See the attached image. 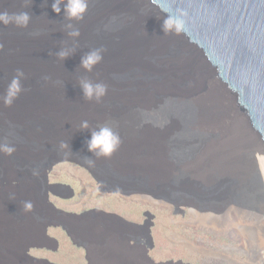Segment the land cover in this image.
Segmentation results:
<instances>
[{
	"label": "water",
	"instance_id": "95a60500",
	"mask_svg": "<svg viewBox=\"0 0 264 264\" xmlns=\"http://www.w3.org/2000/svg\"><path fill=\"white\" fill-rule=\"evenodd\" d=\"M53 3L0 0V11H26L31 17L27 28L0 25V95L17 69L25 73V90L20 97L11 107L0 103V140L16 148L12 156L0 154V182L8 175L22 174L26 182L15 189V197L7 204L1 203L6 204L7 222L0 226V235L12 226L15 238H0V258L14 255L12 250L23 239L43 238L56 243L46 234L52 216L44 218L39 211V207H46L72 244L85 250L87 261L139 264L137 259H141L150 263L147 253L153 244L149 212L144 214L147 220L142 226L114 215L98 219L84 213L75 218L49 201L50 196H57L61 185H50L48 175L56 164L72 162L90 174L101 193L145 196L175 208H189L186 200L193 199L184 195L192 191L182 186L186 182L182 165L195 158L207 136L192 129L200 109L191 101L185 85L177 82L174 72L178 66L172 68L181 58L185 60L186 51L180 46L195 50L216 80L235 97L249 127L264 143V0H143L142 4L134 0H90L84 19L73 22L80 32L76 39L68 34L64 5L57 15ZM167 15L173 17L179 34L163 32ZM144 21H153L161 28L154 38L150 37L147 48L139 34L146 26ZM167 43L171 47L162 53ZM95 48L105 50L103 60L87 72L81 59ZM61 50L69 51L63 60L58 57ZM83 77L108 86L107 95L99 103L84 99L80 84ZM175 93L183 98H176ZM39 104L55 117V122L45 123L51 128L52 139L44 146L38 142L44 138L35 122ZM59 108L61 117L56 114ZM90 113L103 118H91ZM14 114L16 123L11 119ZM65 120L67 124H63ZM85 120L88 129L80 127ZM104 124L112 126L121 138L119 148L108 159L95 157L87 147L92 131ZM55 128L57 140L52 132ZM61 142L68 148L61 149ZM151 144L156 153L154 161L147 154ZM41 153L49 158H41ZM163 168L172 173L163 175ZM33 170L39 174L34 176ZM67 189L70 198L73 190L69 186ZM29 200L34 208L25 212L23 204ZM62 215L69 219L63 220ZM29 222L35 227L23 230L22 225ZM136 228L140 230L137 235ZM140 238L146 244L143 253L136 246H128L129 240L136 243ZM133 250L132 257L129 253ZM28 251L27 247L23 249L27 257Z\"/></svg>",
	"mask_w": 264,
	"mask_h": 264
},
{
	"label": "rangeland",
	"instance_id": "374dc122",
	"mask_svg": "<svg viewBox=\"0 0 264 264\" xmlns=\"http://www.w3.org/2000/svg\"><path fill=\"white\" fill-rule=\"evenodd\" d=\"M134 1L139 4L141 2L140 0ZM144 23L146 22L144 21ZM158 29L161 28L158 27L156 23L151 21L146 23V26L140 30V41L146 48L148 47L150 37L154 38L155 34L158 33ZM170 47L171 44H165L161 49L162 53L166 52ZM188 51L191 52L192 50L188 49L186 51L185 60L181 58L179 60L180 62H177V64L172 69L178 66V69L176 72H174L177 82L181 85H185V88L189 90L188 96L191 98V100H194L193 102L195 103L201 102L204 106L200 107L202 109L205 108L206 110H204L206 113L216 120L214 122H212L213 120H210L211 122L209 121L204 125L202 124L204 131L210 133L209 140H214L216 141L215 143L223 141L219 133H215L214 131L210 130L217 123H223L220 122L221 119L226 120L228 118L232 122H234L232 120L233 118L243 121L247 130L252 132L251 134L253 137L256 136V134L248 127L249 124L246 120L244 112L236 104L235 97L229 94L226 89L215 90L210 88L211 82H209L207 79L208 77H211L209 75V71L206 70V66L203 64L205 67L203 65L202 66L206 71L205 75L203 68L194 62L196 61L195 57H193L194 55H191ZM210 72L215 78L212 71ZM213 80L216 81V78L211 79L212 82H214ZM178 96L179 98H183L179 94ZM92 102L96 103L95 101ZM61 109L59 108L56 111V114L59 116L61 114ZM35 116V122L39 128L38 132L40 133V136L44 138L38 142H40V145L44 146V143L52 139V134L50 132L51 128H48L45 123L52 122L53 120L55 122V117L54 114H47L40 104L38 105ZM11 119L15 121V123L18 121L16 114L11 115ZM63 124H67V120L63 121ZM52 132L55 133V140H57V136L59 134L56 128L55 130H52ZM243 142L247 143L250 141L247 139ZM151 147L154 146L151 144L149 148ZM69 150L71 151L73 149L70 148ZM147 154L151 159H154V155L156 153H154V155H150L149 153ZM44 156L47 159L49 158L47 154L45 155L44 153H41L40 157L43 158ZM164 169L168 170L165 173L166 175H168V173H172L171 171L169 172V168H163L162 170ZM18 177V175H8L0 182V195L2 194V198H0V226H3L7 222L5 208L6 204L8 203V199L15 197V189L17 188L19 190L21 188L19 186L25 182L24 174L20 176L21 178L19 177L18 179ZM49 177L53 183L57 182V184L61 185V187L56 191L57 196H51L53 197L51 198V203H53L55 207H57L63 213L71 214L75 218L76 216L84 213H88L89 215L92 213V215L98 219L103 218V216H108V218H111V216L114 215L124 219L129 223L142 226L145 220H147V217L144 214L149 212L152 215L150 233L152 237L153 248L147 253V256L150 258V263L141 259H137L139 264H230L227 256H232L235 260L247 259V261H252L247 264H262L264 261V256L262 260H259L258 257V254H261V251L254 250V248L251 247L252 249L250 248L248 255L246 250L241 247L240 242L234 239L231 234L213 231L208 227L195 225L193 223V217H195V213L192 211V209L181 205L175 208L173 205L167 204L166 202L159 203L156 201H148L137 195L122 197L113 193L108 194L99 192L97 189V184L90 174L85 169L72 162H60L56 164L49 173ZM190 177L191 175H187L185 176V179L190 181ZM251 179V183L252 185L255 184L256 190L253 188V193L250 195V197L252 200L254 199L257 201V199L261 196L259 189L260 184L258 182L259 180L256 175H253ZM68 186L73 190V196L70 198L67 197L69 195V189H67ZM230 191H232L234 194ZM230 191L228 194L231 193L229 196L231 198L238 200V198L241 199L243 197V194L242 197H240V191L238 192L235 189ZM216 194V192L201 193L192 191L185 192L184 196L193 199L198 203L199 206H201L200 208L203 209L205 205H208V203H216L219 195H223L224 192H220L217 195ZM3 201H5L6 204L4 202V204L1 205ZM39 211L42 212L44 218L52 216L50 218V222L55 226L52 224L51 226L48 225L46 234L47 236L54 238L56 243L51 240H44L43 238L39 241H25V239H23L21 240L22 244H20L19 241L16 244V247L12 250L14 255H10L8 258H0V264H93L91 258L89 261L85 259L86 253L83 248H77L72 244L71 238L66 235L65 231L62 230L61 225L57 222V217L54 219V213H51L46 207H39ZM246 212L249 216L256 215L264 220V213L258 212L252 206H247ZM203 213L204 212L199 214ZM249 216L246 220H250ZM62 218L63 220L69 219L63 215ZM4 219L6 221H4ZM31 223L32 222L22 225V229L24 230L34 228L35 225ZM11 228L12 226L2 230L0 238L5 237L14 239L15 232L12 233L10 231ZM139 231L140 230L138 228L134 229V234H139ZM16 238H18V234ZM55 244H57L56 249ZM34 245H40L42 248H35ZM25 247L29 249L27 255L30 258L24 255L23 249ZM53 248L55 250H52ZM203 250H208L214 255H205ZM255 251L258 253L256 254ZM133 253L134 250L129 253L130 256L133 257ZM216 254H218V256ZM17 256H19V260L17 259ZM43 260L49 263H45ZM96 261L97 264H121L119 261L111 263H108L107 261Z\"/></svg>",
	"mask_w": 264,
	"mask_h": 264
},
{
	"label": "bare ground",
	"instance_id": "6f19581e",
	"mask_svg": "<svg viewBox=\"0 0 264 264\" xmlns=\"http://www.w3.org/2000/svg\"><path fill=\"white\" fill-rule=\"evenodd\" d=\"M140 1V4H142L143 0ZM180 48L184 51L191 49L193 52H188L191 55H194L193 57L196 59L194 62L203 68L205 64L200 59L195 50L185 45L180 46ZM199 59L202 62H200ZM75 65L76 67H79L78 64ZM205 68L207 71H209V75L215 79L211 75V70H209L207 66ZM203 72L206 75L204 68ZM211 77L207 78L209 82H211L210 88L215 90L226 89L219 81L213 80L214 82H212ZM82 79L85 78L83 77ZM175 94V97L179 98L178 94ZM179 99H181V97ZM194 104H196L200 110L197 111L196 120L192 126V129L203 136H207V139L200 144L195 158L192 161L186 162L182 165V172L184 176L191 175L190 181L186 180L182 186L195 192H216L217 194L224 192V194L219 195L216 203H208V205L205 206L203 210H200L201 208H199L198 203L194 202L193 200H186L189 209H192V211L195 213V217H193V223L198 226L208 227L213 231L231 234L234 239L240 242L241 247L246 250L247 254L250 252L251 247L254 248V250L261 251V254H258V257L259 260H262L264 256V220L256 215L249 216L246 211L247 206H252L258 212L264 213V143L260 140L257 133L247 125V123L246 125L256 134V136L253 137L251 134L252 132L247 130L244 122L236 118L232 119L234 122L230 121L229 118L226 120L221 119L220 122L223 123H217L210 130L214 131L215 133H219L223 140L222 142L215 143L216 141L209 140L210 133L204 131L202 124L204 125L210 120H213L212 122L216 120L206 113L205 108L204 110L200 107L204 106L201 102H194ZM90 114L91 118L102 117V115L99 114ZM80 116L81 115L78 114L77 117ZM247 139H249L250 142L244 143L243 141ZM147 151L150 155H154L155 153L153 147L148 148ZM162 171L163 175H166L165 173L168 170L164 169ZM253 175L257 176L259 180L258 182L260 184L259 189L261 196L257 199V201L254 199L252 200L250 197V195L253 193V188H255V184L252 185L251 183V177ZM232 189H235L238 192L240 191V197H242V194L243 197L241 199L238 198V200L229 197L231 193H228ZM141 198L151 201L145 196H142ZM202 212L204 213L199 214ZM248 216L250 217V220H246ZM4 221L6 220L4 219ZM203 252L205 255H214L208 250H203ZM257 253L258 252H256V254ZM216 255L218 256V254ZM227 258L230 264H247L252 262L247 261V259L235 260L232 256H227Z\"/></svg>",
	"mask_w": 264,
	"mask_h": 264
},
{
	"label": "clouds",
	"instance_id": "9594fccd",
	"mask_svg": "<svg viewBox=\"0 0 264 264\" xmlns=\"http://www.w3.org/2000/svg\"><path fill=\"white\" fill-rule=\"evenodd\" d=\"M89 2L90 0H54V3L52 4V10L57 15L61 13V5H64L63 12L66 20L69 21L67 24V28L69 29L68 34L73 39L80 36L79 29L74 26L73 22H79L84 19L89 8ZM30 21L31 17L26 11L19 13L0 11V25L5 27L15 25L17 28H27ZM162 30L165 34H179L180 31V29L176 27L173 17L169 15H167V18L163 21ZM104 51L105 50L103 48H95L89 51L81 59L82 68L87 72H92V70L102 62ZM68 55V50H61L58 53V57L61 60L66 58ZM24 79L25 73L22 70L17 69L11 81L8 83L4 93L0 95V103H2L5 107H11L25 90L22 84ZM80 84L84 99L87 101H95L99 103L107 95L108 86L103 82H94L85 78L80 81ZM80 127L88 129V121H82ZM120 144L121 138L119 134L113 130L112 126L104 124L92 131L91 138L87 142V147L88 151L93 153L97 158H110L119 148ZM60 148H68V145L61 142ZM15 151V145L11 144L7 140H0V154L12 156ZM88 162L91 163V160H88ZM38 174V171L33 170L34 176ZM49 201L51 202L50 197ZM23 208L25 212H31L34 205L30 200L25 201Z\"/></svg>",
	"mask_w": 264,
	"mask_h": 264
},
{
	"label": "flooded vegetation",
	"instance_id": "af4514ba",
	"mask_svg": "<svg viewBox=\"0 0 264 264\" xmlns=\"http://www.w3.org/2000/svg\"><path fill=\"white\" fill-rule=\"evenodd\" d=\"M48 183H49L50 185L57 184V182H54V183H53V182L50 180V177H49V176H48ZM58 183H59V182H58ZM53 197H54V196H53ZM53 197L50 196V200H51V198H53ZM128 246H129V247H134V246H136V247H138V248L141 250L142 253L145 251V248H146L145 240H144L143 238H140L136 243H135L133 240H129V241H128Z\"/></svg>",
	"mask_w": 264,
	"mask_h": 264
}]
</instances>
